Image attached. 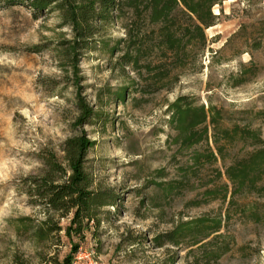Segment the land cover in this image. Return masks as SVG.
I'll return each instance as SVG.
<instances>
[{
    "label": "rangeland",
    "instance_id": "1",
    "mask_svg": "<svg viewBox=\"0 0 264 264\" xmlns=\"http://www.w3.org/2000/svg\"><path fill=\"white\" fill-rule=\"evenodd\" d=\"M213 9L222 13L206 30L208 46L195 65L177 69L171 89L141 93L136 85L124 101L117 94L127 86V74H136L118 64L120 52L103 47L104 38L111 47L125 36L120 20L108 24L81 59L83 95L96 115L76 126L77 90L58 51L73 37L71 28L61 25L57 12L35 18L26 5L0 4V264H17V255L30 264H64L71 252L65 229L39 241L33 229L18 226L24 217L38 226L47 217L41 204L32 203L26 182L42 173L43 151L54 150L64 161V142L82 131L95 140L85 162L94 186L113 188L119 200L103 207L82 237L73 236L79 243L73 262L192 264L186 243L156 247L153 237L205 215L222 219L218 244L230 249L218 261L199 264H264V179L259 192L233 197L224 173L228 157L201 167L190 184L178 183L185 180L179 166L191 162L193 148L179 152L167 141L173 133L168 105L184 94L206 106L212 102L231 121L259 128L264 138V0H224ZM216 168L222 169L219 179ZM158 169H165L164 177ZM213 179L220 195L228 184L226 199L204 195V184ZM166 180L177 181L173 190L156 183ZM68 223L54 214L51 225Z\"/></svg>",
    "mask_w": 264,
    "mask_h": 264
},
{
    "label": "trees",
    "instance_id": "2",
    "mask_svg": "<svg viewBox=\"0 0 264 264\" xmlns=\"http://www.w3.org/2000/svg\"><path fill=\"white\" fill-rule=\"evenodd\" d=\"M224 0H0L5 6L26 5L34 17L46 12H57L62 26H69L73 37L60 42L58 48L61 67L75 86L77 107L80 113L76 126H84L96 115V111L83 95L81 59L86 51L96 48L99 34L115 20L122 22L125 36L118 38L110 47L107 39L101 40L111 54L120 52L118 64L126 72L129 68L135 77L127 74L128 84L117 96L124 101L129 87L139 85L141 93L171 89L178 80L176 70L192 67L208 46L206 30L217 24L222 12L216 14L213 7ZM222 11V10H221ZM245 65H242L244 67ZM127 73V72H126ZM247 73L241 68V74ZM243 81V80H241ZM240 82V81H238ZM237 82V83H238ZM169 124L173 133L168 143L177 145L179 152L192 149L191 162L179 166L185 180L191 183L201 167L214 164L221 158L226 161L225 175L232 184L231 195L259 192L264 179V138L259 128L240 124L226 117L223 110L212 102L206 106L193 95H180L169 103ZM264 113V112H263ZM213 141V145H211ZM95 144L86 131L70 136L63 144L64 161L54 150L43 151V171L26 179L27 194L33 204H41L45 219L33 225L31 217L19 220L18 229H33V235L43 240L50 232L65 229L70 239L71 252L64 264H73L79 243L73 236L82 237L85 230L99 221L98 214L105 206H115L119 200L113 188L94 186V179L87 171L85 162L88 151ZM218 179L222 169L216 168ZM164 177L165 169L157 170ZM216 179L204 184V195L209 199L227 198L229 186L222 184L219 194ZM175 188L176 180L156 182ZM233 201V200H232ZM69 218L66 227L51 225L53 215ZM71 215V216H70ZM47 227H44V226ZM222 219L199 216L179 221L175 227L153 237L156 247L187 244V256H193L192 264L199 260L218 261L230 246L218 244L224 236ZM17 264H30L19 255Z\"/></svg>",
    "mask_w": 264,
    "mask_h": 264
},
{
    "label": "built area",
    "instance_id": "3",
    "mask_svg": "<svg viewBox=\"0 0 264 264\" xmlns=\"http://www.w3.org/2000/svg\"><path fill=\"white\" fill-rule=\"evenodd\" d=\"M77 263V261L75 260L74 262H73V264H76Z\"/></svg>",
    "mask_w": 264,
    "mask_h": 264
}]
</instances>
